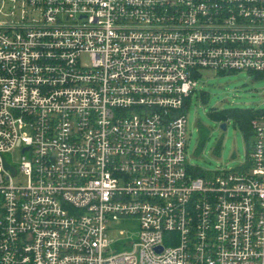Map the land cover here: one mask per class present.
<instances>
[{
  "label": "built area",
  "instance_id": "2783aa9c",
  "mask_svg": "<svg viewBox=\"0 0 264 264\" xmlns=\"http://www.w3.org/2000/svg\"><path fill=\"white\" fill-rule=\"evenodd\" d=\"M202 68L264 75V0H0V264H264V108L193 165Z\"/></svg>",
  "mask_w": 264,
  "mask_h": 264
},
{
  "label": "rangeland",
  "instance_id": "374dc122",
  "mask_svg": "<svg viewBox=\"0 0 264 264\" xmlns=\"http://www.w3.org/2000/svg\"><path fill=\"white\" fill-rule=\"evenodd\" d=\"M199 71L201 76H198L187 109L188 159L206 171L239 168L247 162L254 136H245L232 118L220 122L212 112L264 108V75L257 76L247 70L220 72L202 68ZM222 122L227 123L225 130L220 127ZM201 128L205 130L204 137ZM20 158L21 152L16 149L12 160L18 162ZM15 179L23 181L24 177L16 176ZM111 224L113 228L107 230L110 239L127 238L131 231L133 240L137 239L136 226H129L128 232L117 221ZM112 250L118 249L112 245Z\"/></svg>",
  "mask_w": 264,
  "mask_h": 264
},
{
  "label": "trees",
  "instance_id": "16d2710c",
  "mask_svg": "<svg viewBox=\"0 0 264 264\" xmlns=\"http://www.w3.org/2000/svg\"><path fill=\"white\" fill-rule=\"evenodd\" d=\"M255 73V72H253ZM256 74V73H255ZM260 74H257L259 76ZM203 94V93H202ZM191 100V99H190ZM258 108H249V109H233V110H221L212 112L215 117L221 122L226 121L228 118H232L235 124H238L239 127L245 133V136L253 134L251 121L258 113ZM202 130V137L205 136V130Z\"/></svg>",
  "mask_w": 264,
  "mask_h": 264
},
{
  "label": "water",
  "instance_id": "95a60500",
  "mask_svg": "<svg viewBox=\"0 0 264 264\" xmlns=\"http://www.w3.org/2000/svg\"><path fill=\"white\" fill-rule=\"evenodd\" d=\"M220 127L222 128V129H226V127H227V123L226 122H222L221 124H220Z\"/></svg>",
  "mask_w": 264,
  "mask_h": 264
}]
</instances>
